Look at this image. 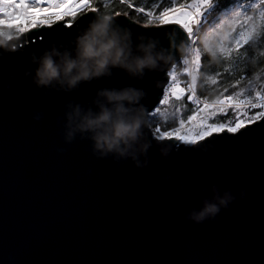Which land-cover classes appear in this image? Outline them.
Here are the masks:
<instances>
[{
	"label": "water",
	"instance_id": "95a60500",
	"mask_svg": "<svg viewBox=\"0 0 264 264\" xmlns=\"http://www.w3.org/2000/svg\"><path fill=\"white\" fill-rule=\"evenodd\" d=\"M97 12L81 14L73 29L62 28L64 21L30 29L12 41L16 51L0 49V264H264V133L240 140L213 133L195 145L163 140L172 146L164 158L147 129L153 146L143 170L131 161L97 159L88 141L68 145L60 134L64 105L89 102L100 87L143 88V104L152 108L168 86L167 73L184 58L178 47L174 61L143 82L117 72L77 93L45 97L21 71L11 91L3 88L10 72L28 69L32 55L76 37ZM116 19L158 37L166 48L168 36L177 46L183 42L177 25L143 28L129 15ZM25 50L27 59L15 55ZM38 111L44 113L40 121L33 119ZM165 176L171 179L162 181ZM213 184L233 193L244 189L246 196H237L215 220H187L189 209L208 195L202 189Z\"/></svg>",
	"mask_w": 264,
	"mask_h": 264
},
{
	"label": "clouds",
	"instance_id": "9594fccd",
	"mask_svg": "<svg viewBox=\"0 0 264 264\" xmlns=\"http://www.w3.org/2000/svg\"><path fill=\"white\" fill-rule=\"evenodd\" d=\"M116 17L107 10L97 12L70 45L54 44L32 55L31 67L10 72L2 82L3 88L11 91L21 71L33 86L43 90L45 97L54 93H77L85 84L114 79L117 72H122L130 81L143 82L149 74L163 71L174 61L173 48L178 47L184 58L192 54L186 43L177 46L172 36H168L170 46L166 48L158 37L136 33ZM142 27L160 25L145 22ZM234 30L235 25L226 19L217 28L198 33L200 55L207 56L210 64L220 65L227 59ZM18 39L15 34H0V49L16 51L17 46L12 41ZM146 97L145 89L129 84L97 88L86 103L69 100L64 105L63 116L58 118L64 143L71 145L78 138L86 140L95 158H112L117 164L131 161L137 169L143 170L148 166V152L153 146L146 135V130L152 127L143 104ZM43 117V111L33 114L36 121ZM157 147L164 158L172 152V146L161 139L157 140ZM58 151L62 153L65 149ZM170 179L171 176L162 177L164 182ZM183 187L181 184L177 191H182ZM202 191L208 195L199 207L189 209L185 216L197 225L215 220L237 196L241 199L246 196L244 189L233 193L231 189L222 190L218 184Z\"/></svg>",
	"mask_w": 264,
	"mask_h": 264
},
{
	"label": "snow or ice",
	"instance_id": "6c2138e0",
	"mask_svg": "<svg viewBox=\"0 0 264 264\" xmlns=\"http://www.w3.org/2000/svg\"><path fill=\"white\" fill-rule=\"evenodd\" d=\"M120 2L127 3L128 7H133L132 0H120ZM258 2L260 6H264V0H258ZM157 7L156 5L152 8L136 7L135 12L143 13L147 18V23L160 26L177 25L179 29L183 30V42L194 53L191 60L194 67L184 68L187 75L191 77V83L188 85L191 95L188 98L199 104V101L194 99L197 74L201 69L198 33L215 29L222 23L210 26L205 31L204 26L209 24L210 17L220 9L219 0H184V2L172 0L169 7H164L160 11H157ZM235 7L239 10L229 20L235 25L233 33L237 31V26L244 27L247 23L254 21L253 16L247 15L248 8L240 0H235ZM82 10L96 11L91 7V0H0V34L14 33L19 37L30 29L42 28L45 25L51 27L55 21H64L61 27L66 30L73 29L77 12ZM242 14L243 19H241ZM115 15L120 16V12H116ZM124 15L128 16V13L125 11ZM65 17H72V19L65 20ZM261 19H264V13H261ZM256 32L255 27H250L246 32H242L239 38L235 39L234 47L229 46L227 58L232 57L234 52L238 55L243 46L253 40ZM74 38L75 36H71L64 45H70ZM40 39H44L42 34ZM32 43H35V39H32ZM18 47L23 48L24 43ZM173 54L175 56L174 52ZM7 55L9 58L12 56V54ZM15 55L25 59L28 57L26 50ZM176 59H180V57H176ZM183 63L187 66L189 59L184 58ZM167 76L170 79L166 81L168 87L162 90V98L152 108L147 109L150 116L161 111L160 105L166 102L169 94L179 99L186 90L176 82V75L173 72H168ZM212 83L215 84L216 81L213 80ZM242 83H247L249 87L242 89L236 95L224 96L223 99H218L211 105L205 103L198 113L187 118L189 122H192L187 128L180 127L171 131H162L161 127L157 126L154 131L148 130L150 138L154 140H172L174 138L185 145H195L197 142L205 140L206 137L212 136L213 133L226 132L229 134L219 137V140H240L257 132L264 133V123L258 124L257 127H250L257 124L258 121L264 120V89L258 90L257 87L252 86L251 78L244 75L236 81L233 87L236 88ZM227 91L228 89H225V92ZM229 109H231V116L228 114ZM254 109H259V111H253ZM200 113H206V115H200ZM217 113L227 118L222 119L220 123L209 122ZM180 124L183 126L185 121L181 120ZM242 129L247 130L241 131Z\"/></svg>",
	"mask_w": 264,
	"mask_h": 264
},
{
	"label": "trees",
	"instance_id": "16d2710c",
	"mask_svg": "<svg viewBox=\"0 0 264 264\" xmlns=\"http://www.w3.org/2000/svg\"><path fill=\"white\" fill-rule=\"evenodd\" d=\"M241 1L250 3L254 0ZM180 2H184V0H180ZM234 2L235 0H219L220 9L210 17L209 24L218 18L225 10L230 8ZM91 3L99 12L107 10L115 15L116 12L124 13L126 11L132 19L140 23H144L147 20L143 14L136 13L135 9L128 7L127 3L122 4L120 0H91ZM132 3L137 7L145 8H152L156 5L158 6L157 11H160L164 7L171 6L172 0H132ZM260 10L263 12L264 6L254 9L255 19L258 18ZM206 27L204 28L206 29ZM217 73H220V75H217ZM242 75L251 78L252 86L257 87L258 90L264 89V20L257 27L254 39L249 41L247 45H244L238 55L234 52L232 57L223 60L220 65L210 64L207 56H201V69L197 74L196 82L197 93L201 98L210 103L222 99L224 96L234 95L242 89L249 87L247 83H242L236 88L233 87ZM212 80H215L216 83L213 84ZM225 89H228V91L225 92ZM178 103L187 104L189 106L181 119L186 122L187 118L196 111L197 106L195 103L191 102L188 97L179 100ZM253 111H259V109H254ZM228 114L229 116L232 115L231 109L228 110ZM226 118L227 117H223L219 113L212 117L210 122L220 123L222 119ZM181 120L174 119L172 122L168 123L159 121L153 126H160L162 130L168 131L182 126L180 124Z\"/></svg>",
	"mask_w": 264,
	"mask_h": 264
},
{
	"label": "rangeland",
	"instance_id": "374dc122",
	"mask_svg": "<svg viewBox=\"0 0 264 264\" xmlns=\"http://www.w3.org/2000/svg\"><path fill=\"white\" fill-rule=\"evenodd\" d=\"M240 2L242 4H244V5L247 6V8H248L247 15H251L253 17H254V13H255V12H253L254 9L260 7L258 0H254V1L250 2V3H247V2L241 1V0H240ZM91 7L94 8V5H92V3H91ZM136 7H137L136 5H133L132 8L135 9ZM95 9L98 10L97 8H95ZM238 10L239 9H237L235 7V2H234V4L232 6H230V8H228L227 10H225L218 18H216L213 22H211L210 24H208V26L205 25L204 27L207 26L206 29H205V31L208 30L210 26H215L218 23H220V22H222V21H224L226 19L227 20L232 19L234 17V15H235V12L238 11ZM88 11H90V10H82V11L77 12L76 18H78L81 14H84V13H86ZM263 12L260 10L259 15H258V18L257 19L254 18V21L253 22L247 23L244 27L237 26V31L235 33H233V35H232V40H231V44H230L231 46L234 47L235 39L239 38V35L242 32H246L248 30V28L255 27L257 29V27L260 25V23L264 20V19H261V13H263ZM120 14H124V13L120 12ZM140 14H143V13H140ZM67 19H72V17H65V20H67ZM241 19H243V14L241 16ZM144 23H142V24H144ZM199 33H201V32H199ZM191 56L193 57L194 56V53H192L189 57H191ZM189 57H188V59H189ZM236 94H234V95H236ZM189 100L194 103L193 99H189ZM178 101H179L178 99L174 98L172 95L169 94L166 102L164 104H161L160 105L161 111L159 113L153 114L150 117V120H151L152 125H154L155 123H157L159 121H161L163 123H168V122H172L174 119L181 120L182 117L184 116L185 112L188 110L189 106L187 104H180V103H178ZM215 101H213V103ZM208 104H209V102H208ZM195 105L197 106V109H196V111L193 114L198 113L199 109L203 107V106H200V105H198L196 103H195ZM209 105H211V104H209ZM218 114L219 113H217L216 115H218ZM200 115H206V113H200ZM209 122H210V120H209ZM191 123L192 122H189L187 120L185 122V124L183 126H180V127L187 128Z\"/></svg>",
	"mask_w": 264,
	"mask_h": 264
},
{
	"label": "built area",
	"instance_id": "2783aa9c",
	"mask_svg": "<svg viewBox=\"0 0 264 264\" xmlns=\"http://www.w3.org/2000/svg\"><path fill=\"white\" fill-rule=\"evenodd\" d=\"M183 59L181 60V62L172 71L176 75V82L181 87H184L186 89L185 92L181 95V97L178 100H182V99H184L186 97H189L191 95V91L188 90V85L191 83V77H189L187 75V73L184 71V68L185 67H194V65H192V63H191L192 56L189 57V64L187 66L184 65ZM174 98H176V97H174ZM194 99L199 101V104L198 105H200V106H203L205 103L208 104V101L207 100H204L203 98H201L199 96V94L197 93L196 85H195V97H194ZM209 104H212V103L209 102ZM155 127H157V126H153L152 125L151 130L154 131V128ZM158 127H160V126H158ZM162 131H164V130H162ZM168 131H171V130H168Z\"/></svg>",
	"mask_w": 264,
	"mask_h": 264
},
{
	"label": "bare ground",
	"instance_id": "6f19581e",
	"mask_svg": "<svg viewBox=\"0 0 264 264\" xmlns=\"http://www.w3.org/2000/svg\"><path fill=\"white\" fill-rule=\"evenodd\" d=\"M182 59H183V58H182ZM180 62H181V61H180ZM180 62H179V63H180ZM179 63H177V64H176V65L173 67V69H174V68H175V67H176V66H177ZM173 69H172L170 72H172V71H173Z\"/></svg>",
	"mask_w": 264,
	"mask_h": 264
},
{
	"label": "flooded vegetation",
	"instance_id": "af4514ba",
	"mask_svg": "<svg viewBox=\"0 0 264 264\" xmlns=\"http://www.w3.org/2000/svg\"><path fill=\"white\" fill-rule=\"evenodd\" d=\"M177 128H179V127H177ZM175 129V128H174Z\"/></svg>",
	"mask_w": 264,
	"mask_h": 264
}]
</instances>
